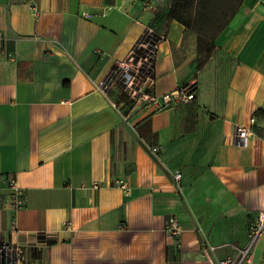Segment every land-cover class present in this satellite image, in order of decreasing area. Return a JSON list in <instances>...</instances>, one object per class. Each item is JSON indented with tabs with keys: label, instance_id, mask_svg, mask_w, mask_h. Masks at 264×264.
<instances>
[{
	"label": "crops",
	"instance_id": "1",
	"mask_svg": "<svg viewBox=\"0 0 264 264\" xmlns=\"http://www.w3.org/2000/svg\"><path fill=\"white\" fill-rule=\"evenodd\" d=\"M170 6L0 0V243L21 247L20 264L31 249L32 264H217L248 244L264 212V5L242 0L216 37L229 62L201 67L197 33ZM147 25L164 36L156 93L195 96L118 109L101 83ZM238 124L253 130L243 142ZM10 179L26 193L19 208ZM252 264H264V233Z\"/></svg>",
	"mask_w": 264,
	"mask_h": 264
},
{
	"label": "built area",
	"instance_id": "2",
	"mask_svg": "<svg viewBox=\"0 0 264 264\" xmlns=\"http://www.w3.org/2000/svg\"><path fill=\"white\" fill-rule=\"evenodd\" d=\"M258 3L264 5V0H258ZM163 38L164 36L154 27L145 26L127 56L115 62L108 71L101 83V89L114 107L119 109L122 98L127 97L141 108L151 107L158 111L194 98L195 89L192 86H180L164 94L156 93V61L159 45ZM113 93L117 94L116 98L111 96ZM254 122L255 117H252L251 123ZM252 133L251 127L238 124L235 127V140L236 142H243ZM152 151L155 154H160L162 148L155 146ZM174 176L176 179H180L182 174L177 172ZM117 184L129 193L131 188L126 179H119ZM8 187L12 190V206L19 208L26 200V193L15 179L9 180ZM166 230L174 237L179 236L183 231V225L176 216H171L168 218ZM263 233L264 212H260L251 225L248 244L239 249L237 256L220 258L217 264H252L253 248ZM216 248V245H209L206 249L214 250ZM23 259L24 256L20 246L7 242L0 243V264H20Z\"/></svg>",
	"mask_w": 264,
	"mask_h": 264
},
{
	"label": "trees",
	"instance_id": "3",
	"mask_svg": "<svg viewBox=\"0 0 264 264\" xmlns=\"http://www.w3.org/2000/svg\"><path fill=\"white\" fill-rule=\"evenodd\" d=\"M215 1L216 0H171L170 17L178 20L187 27H193L198 33V42H201L203 35H206L205 33L202 34L205 24H211L213 30L208 37L212 40L227 26L231 17L237 12L242 3V0H238V2L231 7L229 13L223 10L220 12V15L214 16L212 14L214 12L213 7ZM194 12H196V14H194ZM201 65L202 63L199 62L200 67ZM262 111L264 112V110ZM26 252L32 261L35 257H38L34 249ZM31 260L28 261L27 264H32Z\"/></svg>",
	"mask_w": 264,
	"mask_h": 264
},
{
	"label": "rangeland",
	"instance_id": "4",
	"mask_svg": "<svg viewBox=\"0 0 264 264\" xmlns=\"http://www.w3.org/2000/svg\"><path fill=\"white\" fill-rule=\"evenodd\" d=\"M164 1V0H163ZM167 2H170V0H165ZM238 0H216L215 5L213 7L214 12L212 15H220V12L223 10H226L228 13L231 10V7L234 6ZM196 14V12H194ZM193 31L197 33V31L193 27H189ZM213 28L212 25L207 23L205 24V27H203L202 34L205 33L206 35H203L202 41L198 42V48H199V61L202 64H205L208 60L214 59L217 63H222L224 65H227L229 62V59L226 55H222L219 53L218 46L216 45V37L214 39H209L208 36H210ZM198 35V33H197ZM196 105H190L187 107L188 111H194L196 109Z\"/></svg>",
	"mask_w": 264,
	"mask_h": 264
}]
</instances>
